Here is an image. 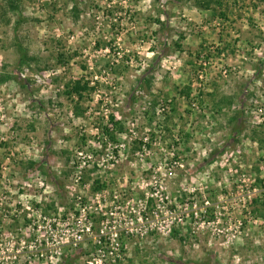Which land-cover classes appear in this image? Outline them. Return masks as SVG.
Segmentation results:
<instances>
[{"label": "rangeland", "instance_id": "374dc122", "mask_svg": "<svg viewBox=\"0 0 264 264\" xmlns=\"http://www.w3.org/2000/svg\"><path fill=\"white\" fill-rule=\"evenodd\" d=\"M196 261L264 264V0H0V264Z\"/></svg>", "mask_w": 264, "mask_h": 264}, {"label": "trees", "instance_id": "16d2710c", "mask_svg": "<svg viewBox=\"0 0 264 264\" xmlns=\"http://www.w3.org/2000/svg\"><path fill=\"white\" fill-rule=\"evenodd\" d=\"M25 54L22 55V62L25 61ZM81 83L80 82H74L72 83V85H70L69 89H70V93L75 94V93H79L81 88H85L86 87H81ZM241 119V115H239L238 117L235 118L234 120V127L231 130V134L228 137V139L225 140V142L223 143V145H221V147L217 148L216 150L212 151L210 153V156L207 157L206 159H204L203 163L206 165L211 166L212 164H214L216 161V159L218 158V156L223 155L229 148H231L232 146H234L236 144V142L239 139L240 133L242 132V127H243V122L240 121ZM108 131L109 132V127H105V129L103 131ZM58 189L62 192L63 188L60 187V184H56ZM59 195L61 196L62 194L59 193ZM74 255H71L70 260H73ZM186 264H208L207 262L201 263V262H188Z\"/></svg>", "mask_w": 264, "mask_h": 264}]
</instances>
